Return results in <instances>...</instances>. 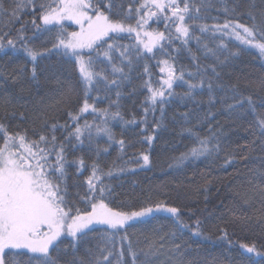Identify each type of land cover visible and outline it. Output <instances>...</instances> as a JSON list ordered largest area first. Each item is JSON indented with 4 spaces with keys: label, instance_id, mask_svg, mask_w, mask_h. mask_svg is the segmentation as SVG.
<instances>
[{
    "label": "trees",
    "instance_id": "16d2710c",
    "mask_svg": "<svg viewBox=\"0 0 264 264\" xmlns=\"http://www.w3.org/2000/svg\"><path fill=\"white\" fill-rule=\"evenodd\" d=\"M118 2L123 5L122 12L129 5L133 10L138 6L133 0ZM10 3L11 0H5L6 6ZM235 3L237 13L243 15L225 13L223 5L213 0V7L201 9L203 19L198 23L211 28L225 21L238 20L251 26L253 21L246 14L248 10L256 17V22L260 21L264 0H254V6L253 0H235ZM228 4L233 6V0H228ZM38 17V10L35 16L28 11L21 13L19 22L11 26L10 37L15 38L16 29L25 24V35L31 46L51 47L49 34L38 31L31 23L35 18L36 24H40ZM154 21L155 18L150 22L149 30L165 31L163 20L159 24ZM168 23L171 28V22ZM66 25L69 31H76L75 26ZM190 34L199 37V42L196 39H190L187 45L179 40H174L171 45L162 42L165 43V53L154 49V59L151 58L153 54L148 53L139 60L133 56L129 77L119 89L118 110L124 121L135 118V123H124L117 118L109 125L115 141L123 139L125 146L121 150L118 143L109 141L103 134L91 144L85 141L83 145H75L73 141L72 145H67L66 153L70 161L78 157L85 161L80 171L76 164L68 165V190L73 200L77 192H85V181L95 161L103 169L113 171L111 177H102L111 188L110 206L127 212L144 207L155 208L161 203L179 209L180 221L188 225L187 228H178L176 218L165 215H156L127 227L128 238L137 252L146 250L151 241H157L161 236L165 238L166 246L161 254L153 257V264H176L177 261L182 264H264V256H250L240 246L255 244L258 251L264 252V219L260 218L264 197L257 188L258 185L264 186V178L260 175L264 173V137L256 128V115L246 99L251 97L256 112L264 113V85L261 83L264 82V57L257 49L240 44L234 37L221 39L220 33L201 32L196 26L190 29ZM119 43L129 45L135 42L122 38ZM223 44L232 52L238 51L239 55L229 56L227 51L222 50ZM204 45L213 49L220 60H225L226 56L228 59L221 64ZM163 60L174 63L177 73L183 69L184 80L174 82L173 95L163 105L158 101L155 111L148 113L147 123H144V108L150 107L146 97L150 93L143 83L150 78L152 86L159 87L157 81L162 83L161 78H166L165 73L159 70L163 64L157 66L158 61ZM114 62L119 64L115 54ZM145 65L148 73L144 71ZM197 65L201 69L213 65L220 73L219 77L212 79L211 100L206 86L195 89L191 96L185 95L189 90L184 81L197 83V77L202 75ZM98 67H104L106 74H110L106 64ZM31 68L32 62L22 50L6 47L0 51V121L9 132L26 130L31 139H38L37 133L49 134L40 119L42 113L47 115L49 125L67 123L72 126L68 113L75 112L82 103L83 86L75 63L55 53L38 60L37 80L32 79ZM21 69V80L14 82L13 77ZM125 71H129L126 64ZM189 72L196 76L189 77ZM207 75L212 77L210 69ZM69 87L74 90L71 102L53 111L50 105L59 100ZM115 91L113 86L107 94L103 89L93 93L89 103H95L97 108H109L110 103L116 100ZM97 96L99 99H96ZM6 97L11 98V105L5 107L2 101ZM240 98H244L243 104L237 103ZM109 111H117V106L112 104ZM84 115L89 123L93 122L92 114ZM157 124L160 126L156 127ZM189 129L192 131L189 132ZM192 133L201 138H211L215 134L217 139L209 144V148L214 143H218L219 148L178 165V158L195 145ZM56 136L58 141H63L65 131L58 128ZM146 136L153 139L146 141ZM142 155L149 156L147 165L143 163ZM244 156L247 158H242ZM229 158L231 163H225ZM121 168L124 170L119 171ZM79 206L81 209L87 207L84 203H79ZM197 221L202 232L198 236L193 234ZM221 229L227 230L226 239ZM98 237L99 233L93 234L90 244L94 245ZM174 244L181 245L182 255L169 251ZM15 260L16 264H28V256L16 257ZM125 260L130 264L127 251Z\"/></svg>",
    "mask_w": 264,
    "mask_h": 264
},
{
    "label": "snow or ice",
    "instance_id": "6c2138e0",
    "mask_svg": "<svg viewBox=\"0 0 264 264\" xmlns=\"http://www.w3.org/2000/svg\"><path fill=\"white\" fill-rule=\"evenodd\" d=\"M133 2L138 5L134 10L129 5L127 10L122 12L123 5L118 0H11L7 6L5 0H0V51L6 47L16 51L22 50L32 62L33 80L38 79V60L55 53L75 63L83 86L82 103L75 112L68 113L72 126L67 123L49 125L47 115L42 113L40 119L49 134L37 133L39 138L31 139L26 130L9 132L7 126L0 121V264H16L15 258L20 256H28V264H129V261L125 260V251L130 258V264H153V257L161 254V250L166 246L165 238L161 236L159 240L151 241L146 250L141 249L137 252L127 235L129 222L154 211H163L176 217L178 228L188 227L181 223L179 209L166 207L162 203L157 204L155 209L144 207L131 212L110 206L111 188L104 183L102 177H111L113 171L103 169L95 161L91 164V174L85 181L87 186L85 192L83 194L77 192L76 199L73 200L68 190L67 167L76 164L80 171L84 168L85 161L82 157L70 161L66 146L72 145L73 141L75 145H83L85 141L91 144L101 134L107 136L109 141H115L109 126L112 120L119 118L124 123H135V118L132 121H124L118 110L121 96L119 89L129 77L133 56L139 60L148 53L153 54L151 58L154 59V49L165 53V43L162 42L168 45L174 40L181 41L183 45H187L190 39L199 42V37L190 34L193 26L198 27L201 32L220 33L221 39L225 36L234 37L240 44L257 49L259 55L264 57V12L261 13L260 21L256 22L252 11H247L246 14L253 21L251 26L232 20L210 28L207 24H199L198 21L203 19L201 9L213 7V0H133ZM217 2L223 5L225 13L244 14L237 13L235 0L231 7L228 0ZM37 10L41 23L36 24L35 18L31 23L38 31L49 34L51 47L31 46L29 38L25 35V24L16 29L15 38L10 37L11 26L19 22L20 14L28 11L35 16ZM154 18L157 24L161 20L165 22V31L149 30V24ZM65 22L78 25L79 30L69 31ZM168 22H171V28ZM122 38H128L135 43L121 44L119 40ZM17 43L20 45L19 48ZM204 47L207 48V45ZM222 50L227 51L229 56L239 55L238 51L229 50L226 44L222 45ZM207 51L216 56L221 64L228 59L226 56L225 60H220L219 55L211 48H207ZM114 54L119 59V64L114 62ZM193 59L196 57L193 56ZM105 64L110 68V74H106L104 67H98ZM125 64L128 72L125 71ZM160 64H163V67L159 70L166 74V78H161L162 83L157 81L159 87L154 88L150 78L143 83L150 93L146 97L150 107L144 108V123H147L148 113L155 111L158 101L163 105L173 95L171 90L174 82L184 80L183 69L177 73L174 63H170L169 60L158 61L157 66ZM197 69L202 75L197 77V83L184 81L189 90L185 95L191 96L195 89L206 86L211 100L212 79L219 77L220 73L213 65L203 69L197 65ZM209 69L212 77L207 75ZM144 71L148 73L147 65ZM188 75L196 76L191 72ZM22 76L21 69L20 73L13 77V81L21 80ZM261 83L264 85V82ZM113 86L116 89V100L110 103L109 108L115 104L117 111L97 108L95 103H89L93 93H99L103 89L107 94ZM232 87L236 88L235 85ZM23 90L22 87L21 91ZM73 94L74 90L71 87L66 89L61 98L50 105L51 109L55 111L58 107L69 104ZM246 99L249 108L256 115V128L261 137H264V113L256 112L251 97ZM237 103L243 104L244 98L238 99ZM2 105L5 107L11 105V98H4ZM85 113L94 116L92 123H89ZM161 113L163 115L162 108ZM58 128L65 131L63 141L57 139ZM192 134L195 145L178 158V165L190 158L206 156L219 148L218 143L209 148V144L217 139L215 134L211 138H201L198 134ZM144 139L150 142L153 137L146 136ZM115 142L123 150L125 141L120 139ZM142 160L147 165L149 156L142 155ZM225 163H231V159H226ZM260 175L264 178V173ZM257 188L264 197V186L258 185ZM79 203H84L87 207L81 209ZM260 213V218L264 219V208ZM97 225L105 227L99 230L95 227ZM221 232L226 239L227 230L221 229ZM95 233H99V237L92 245L90 238ZM193 234L202 235L199 221ZM240 246L247 253L264 256V252L258 251L255 244ZM173 250L182 255L180 244H174L173 248L169 249ZM176 264L182 262L177 261Z\"/></svg>",
    "mask_w": 264,
    "mask_h": 264
},
{
    "label": "rangeland",
    "instance_id": "374dc122",
    "mask_svg": "<svg viewBox=\"0 0 264 264\" xmlns=\"http://www.w3.org/2000/svg\"><path fill=\"white\" fill-rule=\"evenodd\" d=\"M66 24H71V25L75 26V27H76V31L79 30V26H78V25H75L74 23L67 22ZM165 75H166V74H165ZM154 209H155V208H154ZM156 215H165V216H170V217L176 218L175 216H173V215L170 214V213H166V212H163V211H161V212H155V211H154L153 213L148 214V215L145 216V217L137 218V220H135V221H130V222H129V225H131V224L133 225V224H136V223H139V222H142V221H146V220H148V219H150L151 217L156 216ZM95 227H96V228H104L105 226L97 225V226H95ZM242 250H243L244 253H246V254H248V255H250V256H253V257H256V258L263 257V256H256V255L253 254V253H247L246 250L243 249V248H242Z\"/></svg>",
    "mask_w": 264,
    "mask_h": 264
}]
</instances>
